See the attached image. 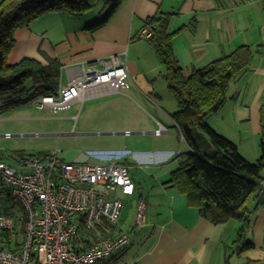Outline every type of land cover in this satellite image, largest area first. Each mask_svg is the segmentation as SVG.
Returning <instances> with one entry per match:
<instances>
[{
  "label": "crops",
  "instance_id": "crops-1",
  "mask_svg": "<svg viewBox=\"0 0 264 264\" xmlns=\"http://www.w3.org/2000/svg\"><path fill=\"white\" fill-rule=\"evenodd\" d=\"M101 10L82 16L51 12L18 29L16 45L9 55L10 63L26 56L44 63L47 55L58 58L63 64L62 73H65L66 66L119 54L127 59L130 81L139 72L138 63L130 56L134 51L139 56L145 47L137 38L145 28V20L159 12L175 13L170 23L171 30L176 31L173 44L187 75L194 69L206 67L239 45H250L256 49L251 68L230 86L228 99L208 117V121L218 132L234 141L245 158L252 162L260 158L264 136L263 0H122L106 25L95 31L87 30L86 25L106 11L104 7ZM129 83L128 89L132 86ZM135 91L145 102L150 98L144 92ZM116 93L127 95L125 91ZM95 97L99 95L87 97L85 101ZM10 110L12 108H2L0 116L11 113ZM176 110L169 113L159 107L161 112L157 111V114L163 117L158 120L155 130H162L160 137L171 134L170 123L178 126L173 118ZM9 118L10 115L3 116L0 121ZM137 135L153 133L143 131ZM154 142L140 137L131 140L132 149L121 146L99 149L118 151L122 155L121 162L128 166L129 171L132 167L140 168L146 174L140 181L135 174L131 175L136 191L125 198L136 200L125 219H130L127 227L121 225L123 232L131 235L127 252L120 249L99 264H264V196L262 200L258 197L248 203L249 226L244 230L241 241L240 220L232 218L225 223H214L199 208L189 204L187 195L167 183L182 158L171 159L175 149L166 142ZM190 150L189 147L187 151ZM83 152L68 160L75 161ZM12 158L14 164L20 161L15 155ZM0 160H3L1 156ZM142 181L147 185L146 190L141 185ZM139 197L147 203V224L140 230H133ZM243 241L251 243V248L241 250Z\"/></svg>",
  "mask_w": 264,
  "mask_h": 264
},
{
  "label": "trees",
  "instance_id": "trees-1",
  "mask_svg": "<svg viewBox=\"0 0 264 264\" xmlns=\"http://www.w3.org/2000/svg\"><path fill=\"white\" fill-rule=\"evenodd\" d=\"M121 4L122 0H1L0 110L16 108L36 97L57 94L61 82L63 64L58 58L46 55L47 62L43 63L26 56L10 63L9 55L16 45L18 29L29 26L47 13L82 16L103 5L106 14L86 25L87 30L95 31L107 24ZM173 14L159 12L149 17L144 27L151 30V36L146 39L137 37L148 41L164 65L165 71L161 75L179 105L173 118L192 149L180 154L179 167L171 173L167 183L187 195L189 204L199 208L214 223H225L232 218L240 220L241 240L249 226L248 203L258 197L262 200L264 196V136L261 139V156L252 162L240 153L234 141L208 122V117L224 105L230 86L251 68L256 49L250 45H239L206 67L194 69L187 75L173 44L176 33L170 28ZM202 133L207 135L210 144L200 141ZM141 200L143 197H139L138 203ZM19 216L24 218L23 209ZM110 229L109 233H102L103 238H115L124 233L121 224L110 225ZM24 233L25 219L18 217V243ZM9 239V233L2 231L0 244L16 248L17 244L11 245ZM128 247L121 251L126 253ZM250 248L251 243L243 241L240 249Z\"/></svg>",
  "mask_w": 264,
  "mask_h": 264
},
{
  "label": "built area",
  "instance_id": "built-area-1",
  "mask_svg": "<svg viewBox=\"0 0 264 264\" xmlns=\"http://www.w3.org/2000/svg\"><path fill=\"white\" fill-rule=\"evenodd\" d=\"M151 34L145 27L139 37ZM65 70L57 94L44 95L38 103L47 114L75 102L83 104L92 95L123 92L130 84L127 59L119 54L91 58ZM83 153L87 159L81 163L66 159L58 148L25 155L14 165L0 160V180L8 195L20 201V219H25L18 243V217L0 215L1 232L9 233L11 245L17 244H0V264H99L130 243L127 232L102 237L111 231L110 225L119 224L125 198L136 191L128 166L118 151ZM146 224L147 203L141 200L132 227L140 230Z\"/></svg>",
  "mask_w": 264,
  "mask_h": 264
},
{
  "label": "rangeland",
  "instance_id": "rangeland-1",
  "mask_svg": "<svg viewBox=\"0 0 264 264\" xmlns=\"http://www.w3.org/2000/svg\"><path fill=\"white\" fill-rule=\"evenodd\" d=\"M102 6L100 5L97 10H101ZM105 14L104 11L101 16L103 17ZM139 42L145 44L142 54L138 56V54H134V51L130 56L138 63L139 72L135 73L130 80L133 87L124 90L126 96L121 93H111L88 98L83 104L75 102L58 113L50 114L39 107L38 103L41 98L36 97L25 101L17 109L12 108L11 113L1 114L0 119L10 115L8 120L0 121V156L2 159L14 164L15 160L12 158L14 155L20 159L28 154L43 155L56 148L63 150L66 159H74L80 151L120 146L132 149L131 140L140 137L148 138L149 142L155 140L154 144L166 142L175 149L171 159L181 158L180 154L189 149V144L181 134L180 128L174 123H170L172 132L168 137H165L166 135L160 137L162 130L159 128L155 130V126L159 125L158 120L163 117V115L157 114V111L161 112L159 107L172 113L178 109V101L161 75V71H165V68L159 62L158 55L148 41L141 39ZM146 46H149L150 49ZM135 90L144 92L150 98L146 102L143 101ZM166 117L170 121L172 120L170 117ZM126 128H129L130 131H148L153 135H68L70 132L111 130L120 132L126 131ZM8 132L11 134L10 136L7 135ZM200 141L211 143L204 133L201 134ZM130 173L131 175L135 174L138 181L143 175H146L142 169L134 167L131 168ZM141 185L146 190L147 185L144 181L141 182ZM135 203L134 198L125 200L123 219L120 221L123 228L127 227L126 223L130 219L127 221L125 219L128 212L134 208ZM22 209L20 201L8 195L7 186L0 180V215L3 213L20 215ZM19 215L17 217H21Z\"/></svg>",
  "mask_w": 264,
  "mask_h": 264
},
{
  "label": "water",
  "instance_id": "water-1",
  "mask_svg": "<svg viewBox=\"0 0 264 264\" xmlns=\"http://www.w3.org/2000/svg\"><path fill=\"white\" fill-rule=\"evenodd\" d=\"M143 131H94V132H83V133H77V132H70L68 135H75V134H83V135H118V134H141ZM61 135V134H59ZM87 159V156L83 153L79 154L77 158H75V162H85Z\"/></svg>",
  "mask_w": 264,
  "mask_h": 264
}]
</instances>
